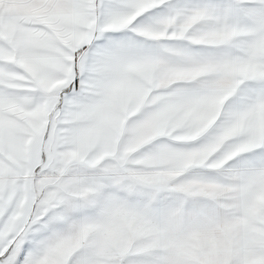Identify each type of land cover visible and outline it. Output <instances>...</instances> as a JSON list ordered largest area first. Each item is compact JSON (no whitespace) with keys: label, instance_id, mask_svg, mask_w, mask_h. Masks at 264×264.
<instances>
[{"label":"snow or ice","instance_id":"obj_1","mask_svg":"<svg viewBox=\"0 0 264 264\" xmlns=\"http://www.w3.org/2000/svg\"><path fill=\"white\" fill-rule=\"evenodd\" d=\"M0 264H264V0H0Z\"/></svg>","mask_w":264,"mask_h":264}]
</instances>
